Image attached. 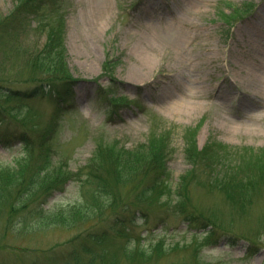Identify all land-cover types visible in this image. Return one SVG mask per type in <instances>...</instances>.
<instances>
[{"label": "rangeland", "instance_id": "rangeland-1", "mask_svg": "<svg viewBox=\"0 0 264 264\" xmlns=\"http://www.w3.org/2000/svg\"><path fill=\"white\" fill-rule=\"evenodd\" d=\"M43 2L29 15L16 13L21 0H0V78L29 90V54L41 51L48 32L60 26L68 68L79 83L71 106L56 113L46 147L62 172L74 174L62 176L66 185L46 208L81 206L89 176L84 167L99 146L132 149L155 141L163 151L164 143L167 180L147 193L148 223L139 219L128 231L154 256L119 264H264V186L240 211L209 185L228 175L255 180L264 167V0ZM126 100L127 106L111 105ZM18 108L11 117L32 119L28 114L36 110L40 130L52 128L56 106L49 98ZM20 124L9 134L22 130ZM212 143L221 150L211 149L206 161L190 159ZM12 146L0 144V163L26 155L21 143ZM130 188L117 190L121 202H131ZM74 236L62 226L17 244L68 246Z\"/></svg>", "mask_w": 264, "mask_h": 264}, {"label": "trees", "instance_id": "trees-1", "mask_svg": "<svg viewBox=\"0 0 264 264\" xmlns=\"http://www.w3.org/2000/svg\"><path fill=\"white\" fill-rule=\"evenodd\" d=\"M43 1L21 0L23 4L16 13L37 15L45 3ZM7 21L12 23L11 19L5 18ZM60 29L57 25L49 31L44 48L29 54L26 78L31 80L28 83L33 84L29 90L22 88L19 91L5 86L2 83L4 80L0 78V142L5 145L20 142L26 152L15 164L0 165V264H119L120 260L126 263L136 260L147 262L154 252L148 254L143 248L140 249L141 240H131L128 231L139 219L144 224L148 223L150 212L145 206L150 199L147 193H157L167 180L168 171L163 166L162 158L164 143L163 151H160L159 143L155 141L132 149L118 145L117 148L99 146L84 167V170H89V176L83 190L86 197L81 206L76 203L71 208L58 211L46 208L56 192L66 185V179H62V176L69 172H62L61 165H64L53 162L51 148L46 146L54 139L56 113L61 115L69 106L68 103L74 100L78 84L68 68ZM47 98L56 106L55 115L50 120L53 122L51 129L40 130V124L33 121L39 117L36 110L28 114L32 119L11 117L13 112L19 110L18 107L22 109L30 106L31 100ZM43 111L47 115L51 113L48 108ZM16 122L21 123L19 129L22 130L12 136L9 130L16 127ZM39 133H43V141L36 137ZM36 149L39 151L36 152ZM211 149L218 152L221 150L220 143H212L211 147L198 151L200 154L195 153L190 159L201 158L206 161ZM73 174L69 172L68 176ZM227 177L222 179V184L215 180L209 185L211 189L216 188L221 192L233 209L241 208L242 211V208L250 205L244 204V201L261 196L264 167L255 180L244 182L237 181L234 175ZM126 186L133 187L130 189L135 193L131 194V202L123 203L117 190ZM181 208L183 211L184 204ZM247 213L244 209L243 214ZM62 226L75 232L68 246L53 244L49 248H36L17 244V241L31 242L46 237ZM129 244L135 247L131 248ZM99 260L101 263H98Z\"/></svg>", "mask_w": 264, "mask_h": 264}]
</instances>
